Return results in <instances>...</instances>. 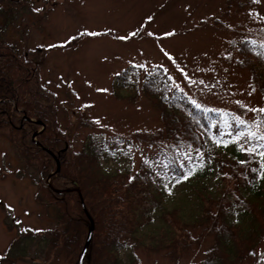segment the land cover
Instances as JSON below:
<instances>
[{
  "label": "trees",
  "instance_id": "1",
  "mask_svg": "<svg viewBox=\"0 0 264 264\" xmlns=\"http://www.w3.org/2000/svg\"><path fill=\"white\" fill-rule=\"evenodd\" d=\"M34 14L31 0H0V137L14 148L21 178L30 177L34 200L51 212L53 223L44 229L10 225L16 235L0 252V264L27 258L33 264H78L90 219L94 229L83 264H125L122 255L128 264H141L135 246L178 264L206 238L212 245L200 264H242L264 243V28L262 41L232 44L236 64L262 101L253 110H234L235 119L194 105L161 66H128L116 74L115 100L135 102L143 95L158 113L160 127L145 134L158 160L146 157L136 168L129 163L109 170L104 162L118 161V155L104 134L87 133L93 122L83 117L73 134L69 125L59 126L56 95L35 69L42 52L24 51L11 38V30ZM82 38L74 36L63 47L71 49ZM237 119L239 126L231 127ZM223 123L231 128L217 133L213 126ZM77 137H83L80 147L73 143ZM125 149L127 156L130 146ZM179 183L177 196L169 186Z\"/></svg>",
  "mask_w": 264,
  "mask_h": 264
},
{
  "label": "rangeland",
  "instance_id": "2",
  "mask_svg": "<svg viewBox=\"0 0 264 264\" xmlns=\"http://www.w3.org/2000/svg\"><path fill=\"white\" fill-rule=\"evenodd\" d=\"M31 1L35 14L11 30V38L24 51L42 52L35 69L41 84L56 95L59 126L69 125L73 134L78 118L83 117L93 122L87 133L104 134L119 161L106 159L104 166L109 170L129 163L136 168L146 157L158 160L156 147L145 141V134L160 127L151 103L143 95L135 102L111 96L113 77L128 66H161L173 86L194 105L234 119L232 112L239 107L253 110L262 104L258 93L250 90L247 72L236 64L238 54L232 44L242 39L262 41L264 0ZM78 35L83 38L77 46L63 47ZM41 47L48 51L43 53ZM247 116L252 118L251 113ZM238 126L239 119L231 127ZM213 127L222 134L231 128L226 123ZM114 138L125 144L109 141ZM82 139L73 141L76 147ZM20 166L12 145L0 137V252L16 235L10 225L17 222L18 227L44 229L53 223L51 212L36 204L35 186L30 177L21 178ZM182 185L169 189L180 196ZM211 245V238H206L178 264H200ZM133 251L141 264H177L163 253H149L140 246ZM122 257L128 264V256ZM33 263L27 258L17 264ZM242 264H264V243Z\"/></svg>",
  "mask_w": 264,
  "mask_h": 264
},
{
  "label": "water",
  "instance_id": "3",
  "mask_svg": "<svg viewBox=\"0 0 264 264\" xmlns=\"http://www.w3.org/2000/svg\"><path fill=\"white\" fill-rule=\"evenodd\" d=\"M29 120L33 122V120H31V119H29ZM48 153H50V152H48ZM56 164H57V168H56V171L54 173H58L59 170H60L59 162L56 161ZM82 209H83L84 213L87 215V217L90 219V217H89V215L87 213V210H86L83 202H82ZM90 222H91V227H90V230H89V232L87 234L86 240L84 242V245H83V248H82V251H81V254H80V258H79V263L78 264H83L85 255L87 253V250H88L89 245H90V242H91V238H92V234H93V229H94V223H93V221L91 219H90Z\"/></svg>",
  "mask_w": 264,
  "mask_h": 264
}]
</instances>
